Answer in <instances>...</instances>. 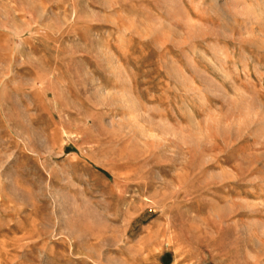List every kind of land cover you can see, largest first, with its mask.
<instances>
[{
    "label": "rangeland",
    "instance_id": "rangeland-1",
    "mask_svg": "<svg viewBox=\"0 0 264 264\" xmlns=\"http://www.w3.org/2000/svg\"><path fill=\"white\" fill-rule=\"evenodd\" d=\"M0 264H264V0H0Z\"/></svg>",
    "mask_w": 264,
    "mask_h": 264
}]
</instances>
